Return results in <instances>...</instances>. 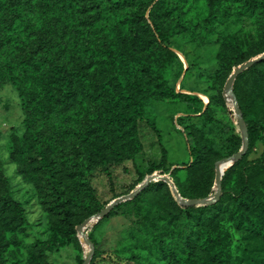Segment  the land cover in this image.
Here are the masks:
<instances>
[{
  "label": "rangeland",
  "instance_id": "obj_1",
  "mask_svg": "<svg viewBox=\"0 0 264 264\" xmlns=\"http://www.w3.org/2000/svg\"><path fill=\"white\" fill-rule=\"evenodd\" d=\"M21 1L22 7L16 10L8 0H0V260L4 264H84L91 246L78 226L152 175L169 176L185 195L216 194V163L239 152L244 139L225 86L238 65L264 53L261 15L245 13L238 0H221L219 11L225 16L209 22L207 0H167L175 8L167 24L174 31L170 46L183 71L178 78L180 68L169 67L158 81L175 87L176 92L197 96L203 104L183 97L147 100L138 121L140 150L124 160L108 151L93 168L87 157L80 169L65 165L67 174L74 170L80 178L65 181L60 193L40 170L39 145L57 170L63 162L60 147L46 144V138L37 144L40 139L27 133L23 101L10 81V69L14 66L15 73H26L23 83L39 91L52 81L55 62L89 65L95 77L107 44L114 45L117 54L121 49L135 53L137 39L129 30L142 9L130 4L108 20H97L101 0ZM45 42L55 56L42 48ZM22 62L28 64L22 66ZM257 68L262 70L264 64ZM244 72L237 78V99L246 118L254 122L264 115V78L248 69ZM135 87L145 86L139 81ZM252 138L251 150L241 163L223 175V202L218 200L206 212H212L213 228L231 236V264H264V240L240 228L238 222L240 194L247 185L264 197V126H252ZM158 181L136 200L112 210L102 223L85 226L97 244L91 263L169 264L170 253L186 247L187 234L210 229L183 208L186 204L175 197L167 182L158 185ZM10 199L18 204L16 210L4 204Z\"/></svg>",
  "mask_w": 264,
  "mask_h": 264
},
{
  "label": "trees",
  "instance_id": "obj_2",
  "mask_svg": "<svg viewBox=\"0 0 264 264\" xmlns=\"http://www.w3.org/2000/svg\"><path fill=\"white\" fill-rule=\"evenodd\" d=\"M8 2L16 10L22 7L21 0H8ZM207 2L209 8L207 20L209 22L221 20L220 18L225 16V13L219 11L221 0H207ZM238 2L245 13H258L264 22V0H238ZM130 4H136L142 9V14L138 13L139 16L135 19V26H131L129 30L130 35L137 39L138 47L135 53L121 49L117 54L114 45L107 44L105 57L99 61L95 69V77H92L89 65L76 67L55 62L51 72L52 81L39 91L37 88L28 87L27 82L23 83L26 73H15L14 66L10 69V81L17 88L23 101L27 133L35 139H40L37 144L42 143L41 138H46V144L57 145L62 152L60 156L63 162L57 170L50 154L42 148V144L39 145L42 164L40 170L54 181L56 188L62 187L65 181L80 178L74 170L67 174L66 171L69 169H64V166L69 163H72L74 168L80 169L82 159L87 157L91 160L90 166L93 168L100 165L99 160H104L108 151L112 150L118 160H124L131 153L139 151L138 121L144 116V103L147 100L183 97L196 99L203 104L202 99L197 96L176 92L175 87H164L163 81H158L161 72H166L169 67L180 68L178 78L183 71L179 56L170 46L174 31L171 26L168 28L167 24L175 8H171L167 0H101V5L100 3L97 5L96 19L108 20L110 15H118L120 10ZM147 12L148 18H146ZM237 15L242 16L243 13ZM147 21H150V24ZM42 48H46L50 56H55L49 43L45 42ZM52 59L54 60V57ZM27 64L22 62V66ZM258 64H264V60L248 70L257 74L258 78H264V68L259 70ZM237 80L234 84V92L239 98ZM139 81L143 82L145 87H135ZM87 98L89 103L86 102ZM186 102L193 105L189 101ZM240 108L242 109V106ZM82 114L84 117L80 119ZM243 116L248 127L249 152L253 142L252 126L263 127L264 115L254 122L249 121L245 113ZM51 125L54 129H48ZM192 157H195L194 152ZM242 160L240 159L233 166H238ZM152 184L151 182L150 185ZM156 184L165 185V182L160 180ZM58 190L60 193L64 192L62 188ZM141 192L133 198V201ZM179 192L191 199L201 197L195 194L185 195L180 188ZM224 196L225 193H222L218 203L223 202ZM240 197L238 208L240 228L264 240L262 192L247 185ZM127 202L129 200L118 204L112 210L121 208ZM4 204L10 205L12 210L18 208V204L12 199ZM215 206L216 202L204 207L197 205L183 207L192 217L197 216L200 224L209 226L210 229L204 233L198 231L187 234L186 247L180 252L172 251L168 257L169 264H231L233 259L231 236L213 228L212 212L208 215L206 213L212 211ZM62 210L67 214L68 209L65 205ZM112 210L100 219L97 225L111 217ZM90 240L96 247L93 237H90ZM0 264L4 263L0 260Z\"/></svg>",
  "mask_w": 264,
  "mask_h": 264
},
{
  "label": "water",
  "instance_id": "obj_3",
  "mask_svg": "<svg viewBox=\"0 0 264 264\" xmlns=\"http://www.w3.org/2000/svg\"><path fill=\"white\" fill-rule=\"evenodd\" d=\"M264 60V53L247 60L246 62L238 65L233 73L231 74V76L229 77L227 83H226V91L229 92L232 96H233V106H234V110L235 113L238 117V122L239 125L241 127V129L243 130L244 133V139H243V147L241 148V150L239 152H237L236 154H234L233 156L224 158L220 161H218L216 163V184H217V192L215 195L211 196V197H207V198H193V199H182L181 194L179 193V190L177 189L175 183L172 181V179L169 176H160V175H152L150 177H148L135 191H133L130 194H126V195H122L114 200H112L107 207H105V209H103L101 212H99L98 214L89 217L88 219H86L82 224H80L78 226V230L80 232H82L86 238V240L89 242L90 246H91V252L90 254L87 256L84 264H90L91 263V259L93 257L94 251H95V245L94 243L90 240L89 236L87 235V233L85 232V226L92 222V221H96L98 222L100 219L104 218L106 215H108L110 213V211L116 207L118 204L125 202L127 200L133 199L135 198L142 190H144L147 186L150 185L151 182L153 181H158V180H162L167 182L172 188H173V192L174 195L177 199H180L182 201V203L186 204V205H197V206H203V205H208V204H213L215 202H217L221 195H222V190H221V185H222V178L224 175V171L223 169L228 167L230 168L231 166H233L237 160L241 159L248 151L249 148V133H248V128H247V124L246 121L244 119L243 116V112L240 108L237 96L234 92V84L236 79L238 78V76L243 73L244 71H246L247 69H250L251 67H253L256 63L260 62ZM227 170V169H226Z\"/></svg>",
  "mask_w": 264,
  "mask_h": 264
},
{
  "label": "bare ground",
  "instance_id": "obj_4",
  "mask_svg": "<svg viewBox=\"0 0 264 264\" xmlns=\"http://www.w3.org/2000/svg\"><path fill=\"white\" fill-rule=\"evenodd\" d=\"M227 96H228L229 100L233 102V96L229 92H227ZM226 169H228V167L224 168L223 171L225 172Z\"/></svg>",
  "mask_w": 264,
  "mask_h": 264
}]
</instances>
